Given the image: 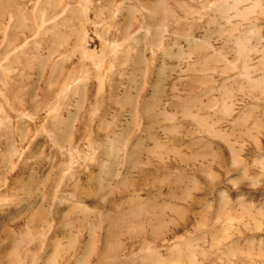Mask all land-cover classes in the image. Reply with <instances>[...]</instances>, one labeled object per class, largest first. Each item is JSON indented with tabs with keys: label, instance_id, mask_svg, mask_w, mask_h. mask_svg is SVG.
<instances>
[{
	"label": "rangeland",
	"instance_id": "374dc122",
	"mask_svg": "<svg viewBox=\"0 0 264 264\" xmlns=\"http://www.w3.org/2000/svg\"><path fill=\"white\" fill-rule=\"evenodd\" d=\"M147 1L0 0V264H264V0Z\"/></svg>",
	"mask_w": 264,
	"mask_h": 264
},
{
	"label": "bare ground",
	"instance_id": "6f19581e",
	"mask_svg": "<svg viewBox=\"0 0 264 264\" xmlns=\"http://www.w3.org/2000/svg\"><path fill=\"white\" fill-rule=\"evenodd\" d=\"M146 14L149 16V19H156V17L158 16L159 12H160V5H159V0H153L150 1L143 6ZM110 240V239H109ZM107 249V248H106ZM102 253V252H101ZM104 255V254H103ZM101 254V256H103ZM99 256V254H98ZM78 262V261H77ZM80 262V261H79ZM78 262V263H79ZM81 263V262H80Z\"/></svg>",
	"mask_w": 264,
	"mask_h": 264
}]
</instances>
